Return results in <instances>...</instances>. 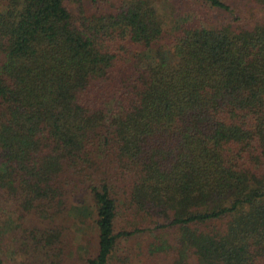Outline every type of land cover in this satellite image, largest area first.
Segmentation results:
<instances>
[{"label":"trees","instance_id":"1","mask_svg":"<svg viewBox=\"0 0 264 264\" xmlns=\"http://www.w3.org/2000/svg\"><path fill=\"white\" fill-rule=\"evenodd\" d=\"M202 1L232 19L168 31L152 0H0V189L46 222L47 261L78 211L88 264H264V0Z\"/></svg>","mask_w":264,"mask_h":264},{"label":"rangeland","instance_id":"2","mask_svg":"<svg viewBox=\"0 0 264 264\" xmlns=\"http://www.w3.org/2000/svg\"><path fill=\"white\" fill-rule=\"evenodd\" d=\"M123 0H99V7H93L90 0H84V5L91 12L98 13L116 12L121 6ZM159 9L162 16L165 18L166 30L172 31V26L180 17H194L197 20H210L214 24H219L232 19L230 15L222 14L216 10H208L202 0H152ZM231 3L232 6L243 8L253 5L252 0H225ZM254 8V5L252 6ZM229 16V17H228ZM228 17V19H226ZM78 194V193H77ZM80 194V192H79ZM78 198L80 195H77ZM85 197H87L85 195ZM89 200V196L87 197ZM92 204V201L90 202ZM77 211V209H76ZM76 214V215H75ZM70 215L66 223L69 228L64 237L62 244L63 251L59 260L55 263L47 261L46 253L40 246L39 250L36 247L35 235L40 229L44 230L46 222L39 220L34 214H26L23 219V212L13 204L5 200L4 193L0 189V260L1 264H88L86 258L96 256L98 252V231L96 226L85 224L80 221L81 217L77 213ZM125 216L117 223V229L128 227ZM39 231V232H40ZM39 232L37 234H39ZM162 234V233H161ZM171 231V236L172 235ZM154 233L146 232L135 235L130 239L122 241L120 252L127 248L138 250L140 247H145L148 243L154 242L156 238ZM61 248V246H60ZM35 249V250H34ZM60 254V253H59ZM154 264H171V256L162 254L158 256ZM135 264H143L142 258H138ZM133 264V261L130 262ZM118 264V261L116 262ZM147 264H153L151 262Z\"/></svg>","mask_w":264,"mask_h":264}]
</instances>
